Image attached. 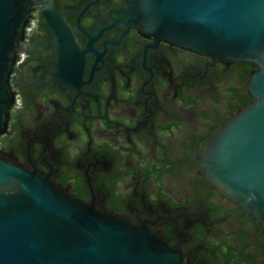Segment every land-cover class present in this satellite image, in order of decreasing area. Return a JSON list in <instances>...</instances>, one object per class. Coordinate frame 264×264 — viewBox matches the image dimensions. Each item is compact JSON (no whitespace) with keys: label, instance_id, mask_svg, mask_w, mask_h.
<instances>
[{"label":"flooded vegetation","instance_id":"1","mask_svg":"<svg viewBox=\"0 0 264 264\" xmlns=\"http://www.w3.org/2000/svg\"><path fill=\"white\" fill-rule=\"evenodd\" d=\"M0 152L147 228L177 264H264V229L206 177L207 140L257 68L144 34L131 0H34Z\"/></svg>","mask_w":264,"mask_h":264},{"label":"water","instance_id":"2","mask_svg":"<svg viewBox=\"0 0 264 264\" xmlns=\"http://www.w3.org/2000/svg\"><path fill=\"white\" fill-rule=\"evenodd\" d=\"M34 0H0V134L13 102L10 74ZM144 34L225 62L254 64L255 99L207 140V178L264 229V0H131ZM155 232L86 203L0 152V264H177Z\"/></svg>","mask_w":264,"mask_h":264}]
</instances>
